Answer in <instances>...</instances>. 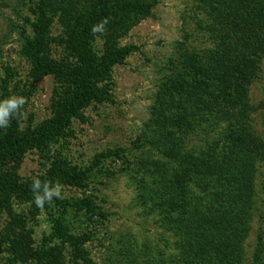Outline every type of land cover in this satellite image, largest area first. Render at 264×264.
I'll return each mask as SVG.
<instances>
[{"label": "rangeland", "instance_id": "obj_1", "mask_svg": "<svg viewBox=\"0 0 264 264\" xmlns=\"http://www.w3.org/2000/svg\"><path fill=\"white\" fill-rule=\"evenodd\" d=\"M55 1L49 46L38 56L47 62L40 64L38 49L27 44L35 4L0 0V97L7 86L9 95L25 99L18 132L40 140L0 167V184H16L0 190V264H179L193 256L184 232L194 226L190 210L177 214L164 205L172 190L166 176L178 160L165 157L157 140L174 136L187 156L224 145L239 124L241 143L226 155L254 154L251 216L219 262L264 264V0H146L150 13L117 41L125 58L98 83L103 99L48 137L59 102L74 91L55 69L80 64L73 49L78 27L65 21L68 3ZM104 42L98 31L94 55L106 54ZM218 91L234 97H212ZM227 103L237 118L225 114ZM49 174L48 186L61 196L38 207L27 187ZM205 232L220 240V233Z\"/></svg>", "mask_w": 264, "mask_h": 264}, {"label": "trees", "instance_id": "obj_2", "mask_svg": "<svg viewBox=\"0 0 264 264\" xmlns=\"http://www.w3.org/2000/svg\"><path fill=\"white\" fill-rule=\"evenodd\" d=\"M29 1L35 4L36 18L33 23L34 36L31 40H27V44L35 50L38 49L34 55L37 62L43 64L46 57L38 56L41 55V52L45 53L49 46L48 39L52 18L48 11L52 12L58 1L57 3L55 0ZM64 2L68 3L63 7L66 9L65 15H63L66 23L69 27L73 23L78 27L73 31L76 33L73 49L77 51V56L80 59L78 67L82 66L80 68L74 67L75 69L70 67L55 69L64 81L72 86L74 91L72 95H69L73 97L68 100H63V98L59 102L58 107L61 112L58 119L54 121V126L48 131V137L58 135L70 119L77 116L93 100L103 99L99 96L102 91L98 83L107 80L111 67L122 61L127 54L126 49L119 47L117 41L141 18L147 16L151 10V4L147 3L146 0H64ZM74 6L76 11L73 10ZM105 21L107 23H104ZM101 25L107 52L105 54L104 51L103 57H98L94 55L92 46L98 31L94 33L92 29ZM246 57H250V54ZM214 93L211 94L212 97L220 99L225 92ZM8 96L11 95H9L6 86L1 92L0 98ZM224 96H227L228 101L234 97L233 94L230 96L227 93ZM228 109L229 104L227 103L225 114L229 115L230 118H237V115ZM214 111L216 112L213 109L211 113ZM19 121L17 115L12 118L9 130L2 136L0 167L6 163L7 158L20 156L24 149L40 143V140L32 134L23 135L18 132ZM239 127L240 124L238 127L230 129V133L226 134L225 139H223L225 140L224 145L220 144V140L215 145H208L206 150L197 148L187 156L182 152L181 144L176 142L174 136L157 140V147L165 157L170 160H174V158L178 160L176 169L172 170L170 176H166V181L169 184L167 188L172 190L169 193L166 192L164 205L170 208V211H177V214L179 210H184V212L187 209L190 210L188 220L194 224L191 228L188 227L184 230L186 234H189L193 246L195 245L193 247L194 255L180 257L179 264H191L193 262L195 264H222L219 262L223 261L219 259L221 249L238 244L239 240L243 238V233H246L248 229V218L251 216L252 209L251 190L253 189L251 187L255 173L254 154H251L250 149H246L248 154L243 158L238 151L240 149H237L235 155H226V152H233L236 149L235 143H241L240 139L242 138H239L237 134ZM152 162L154 163V160ZM155 163L159 165V161ZM173 171L177 173L174 174ZM61 172L68 174L63 170ZM52 177L50 174L42 177L40 180L42 185H48ZM237 178L244 182H239ZM70 179L68 181H72ZM191 181L194 185L187 186L186 182ZM31 185L32 183L28 185L27 192L33 193ZM14 187H16L14 181H8L4 185L0 184V190L13 189ZM40 194L42 195V190ZM175 195L179 201L174 198ZM169 196L173 197L169 198ZM205 231L214 234L220 233V240H209ZM260 245L261 242L258 244L259 248ZM199 249L204 250L205 254L199 253Z\"/></svg>", "mask_w": 264, "mask_h": 264}, {"label": "clouds", "instance_id": "obj_3", "mask_svg": "<svg viewBox=\"0 0 264 264\" xmlns=\"http://www.w3.org/2000/svg\"><path fill=\"white\" fill-rule=\"evenodd\" d=\"M104 23H107L105 21ZM102 30V25L93 27L95 33ZM26 103L22 96L11 95L5 98H0V129L7 128L11 119L19 114L20 109ZM35 195V203L38 207H42L44 203L51 202L53 197L60 198L61 193L58 186L49 187L47 184L42 185L39 179H34L31 185ZM42 190V195L40 194Z\"/></svg>", "mask_w": 264, "mask_h": 264}]
</instances>
